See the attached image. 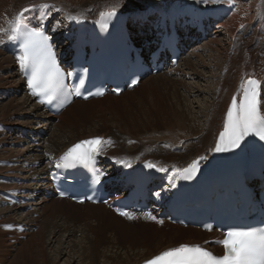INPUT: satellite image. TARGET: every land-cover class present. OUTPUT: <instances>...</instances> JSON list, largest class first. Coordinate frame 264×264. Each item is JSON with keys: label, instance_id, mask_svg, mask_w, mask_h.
Wrapping results in <instances>:
<instances>
[{"label": "bare ground", "instance_id": "6f19581e", "mask_svg": "<svg viewBox=\"0 0 264 264\" xmlns=\"http://www.w3.org/2000/svg\"><path fill=\"white\" fill-rule=\"evenodd\" d=\"M155 1L146 5V9L143 6L141 11H147ZM24 2L0 0V29L5 30L0 31V97L10 90L19 89L22 92V95L12 94L7 103H0V128L8 130L0 131V162L8 161L12 164L0 166V264L9 263L12 251H16L19 245L26 242L23 241L24 236H27L30 241L26 242L25 246L31 247L33 243H36L40 262L46 264L45 244L42 237L45 222L40 225L36 234L29 230L37 226L41 216L44 218L56 216L58 212L55 210L57 208L55 205L63 206L68 211V213L62 211L58 217H64L63 220L67 222L77 219L73 226L61 225L66 234L65 238L71 240L73 235L80 233L77 252L72 241L60 247L58 257L67 255L64 264H140L165 249L180 244L211 242L217 238L219 235L215 232L207 234L196 229L174 226L166 221L162 224L156 223L144 217L141 220L146 225H139L138 229L142 232V236L140 240H137L132 237V232L136 229L134 225L115 216L104 205L94 206L84 203L78 206L67 200L51 197L46 199L44 194L48 191L47 172L56 162L58 155L71 145L82 140L102 137L105 144L100 151V163L105 168L107 177L119 178L130 173L137 163H151L159 168L160 176L156 179L155 186L160 190V196H164L167 178L175 180L181 168L195 160H199L200 164L207 162L211 152L215 151L231 98L236 97L238 102L242 85L250 79L260 82L261 111L264 114V34L258 30L264 24V12L252 8L250 2L237 5L235 0L217 2L210 10L197 11L186 7L184 11H180L187 14L191 10V13L199 14L198 16L189 15L188 20L183 19V21L192 23L195 30L201 32L215 26L216 35L215 32L207 34L206 42L191 49V34L189 35L188 32H192L193 37H197V34L190 28H184L183 35L189 37L186 43L190 44L185 54L187 57L182 58L175 68H169L162 74L151 75L139 81L138 85L130 90L135 93L137 90L144 91L148 87L154 98L158 96L162 101L168 98V102H163L156 110H145L144 115L148 119L146 123H137L132 118L123 119L117 109L110 105L113 101L126 100L129 97L127 92L120 94L119 97L105 95L87 102L73 101L57 118H51L27 96L21 75L17 70V61L8 50L7 40L11 33L6 31L10 27L9 22L18 15L13 16V13L20 10ZM45 2H49L48 10L39 12L36 10L38 8L33 9L40 19L46 16L43 20L49 22L51 33L56 38L62 54L67 49L66 39L73 36L77 27L84 26L83 21L87 23L84 27L88 28V25L93 24L101 14L113 12V10L127 15L132 29L133 24L138 23L135 26L141 35L137 36V40L144 38L149 41L156 32L147 31L146 26L155 25V23L150 21L148 16L142 18L135 16L140 14L141 7L131 2L123 4L114 0L91 7L71 6L69 2L60 3L56 0H44V2L37 0L34 4ZM38 5L42 7L41 4ZM34 6L36 5L29 8ZM232 9L233 13L228 19L224 21L220 18L224 14L227 16ZM162 11H165L163 13L166 15H177L172 8ZM58 13L64 18L63 25L55 22ZM211 13L216 15H210ZM257 18L260 19L258 23H256ZM23 19H26L24 15ZM248 25H252L253 34L250 29L247 31ZM238 31H242L241 36L236 35ZM221 32H223L222 36ZM248 32L249 34L246 35ZM131 33L136 37L135 32ZM199 38L200 34L194 44L200 40ZM253 42H256L255 47L248 46ZM204 57L212 63V69L209 63L208 65L203 63ZM192 58L196 61L193 62ZM198 68L207 70L209 73L207 79L202 76ZM214 70L217 71V75ZM179 75L180 78L177 77ZM182 76L183 78L187 76L188 79H202L206 90L200 89L197 84L194 86L185 82ZM170 84L176 89L171 91L172 100L169 98V92L166 96L164 93L163 95L158 93L159 89L164 90ZM205 95L206 97H203ZM189 96L196 98L194 101V104H197L196 108L182 104V102H188ZM69 114H75L72 121L67 119ZM50 126H53L51 133L42 135L44 129ZM98 129L100 132L97 131ZM193 130H195L194 134ZM130 138L133 139L132 143L129 146L125 145L123 142ZM33 141L38 142L33 143ZM144 142L162 143L163 146L150 151L152 146L149 148ZM244 142L247 146L246 141ZM143 144L146 150L142 152L143 149L139 148H144ZM47 160L49 162H46ZM114 162L117 163L115 166H113ZM108 163L110 165H107ZM161 168L166 170L161 171ZM9 178L14 182L7 184ZM38 196V201H35V197ZM55 225L52 228V234L59 232L57 229L60 228H58L60 224ZM139 232L138 234L141 235ZM211 248L215 249L213 246ZM22 249L19 251L21 252ZM21 259L17 255L9 264H18ZM32 263L38 264L36 259Z\"/></svg>", "mask_w": 264, "mask_h": 264}, {"label": "snow or ice", "instance_id": "6c2138e0", "mask_svg": "<svg viewBox=\"0 0 264 264\" xmlns=\"http://www.w3.org/2000/svg\"><path fill=\"white\" fill-rule=\"evenodd\" d=\"M109 15H114V10ZM45 18L46 16L41 17L40 26L29 28L21 13L9 22L10 27L6 31L11 33L8 35L9 40L19 41L17 61L22 70L30 69L27 83L31 94L41 97V103H50L62 82L63 72L56 62V54L49 42L51 37L43 28L42 22ZM0 31L5 30L0 29ZM96 94L103 95L102 92ZM260 95L259 81L250 79L246 85H242V96L239 102L236 97L232 99L227 112L225 131L220 134L219 142L215 147L216 152L239 148L244 139L250 135L264 141V114L261 111ZM104 143L101 137L80 141L69 148L62 159L70 160L72 165L94 163ZM66 166L71 165L66 163ZM148 166L155 167L151 164ZM199 167V160L193 161L188 167L182 169L183 178L191 180L199 171ZM120 214L127 216L128 219H134V216L128 212ZM145 218L156 220V217L150 213H146ZM157 222L163 223V221ZM217 243L222 245V255L214 254L202 245L180 244L161 251L146 260L144 264H264V228L231 227Z\"/></svg>", "mask_w": 264, "mask_h": 264}, {"label": "rangeland", "instance_id": "374dc122", "mask_svg": "<svg viewBox=\"0 0 264 264\" xmlns=\"http://www.w3.org/2000/svg\"><path fill=\"white\" fill-rule=\"evenodd\" d=\"M15 1H17V2H24V3H22V5H21V9L20 10H18L16 13L14 12L13 13V16H16L17 14H19L20 13V11H22V10H25V9H27V8H29L30 6H32V5H36V6H39L38 4H41L42 6L43 5H45L43 8L44 9H36V10H38L39 12H41V11H43V10H46L45 9V7H49V5H48V3L49 2H45V3H38V4H34L37 0H15ZM53 1H55V0H53ZM56 1H60V3L61 2H64V3H66V2H69V4L72 6H76V5H78V6H89V7H91V6H93V5H95V4H99V3H102V2H106V1H114V0H56ZM115 1H119V3H123V4H125V3H129V2H131V3H134V4H136V5H138V6H140L141 8H140V10L139 11H141L143 8V6L145 7L144 9H146V5H148V4H150V3H153L155 0H115ZM159 1H162V2H172V3H178L179 1H181V2H184L185 4H188V5H195V3H196V0H156L155 1V3H157V2H159ZM217 1H220V0H208V4H207V6H209V7H212V5H214V3L215 2H217ZM231 1H233V0H231ZM43 2H44V0H43ZM181 2H179V5L180 6H182L183 4H180ZM235 2L237 3V5L238 4H242V3H249L250 2V6L252 7V8H255V9H257V10H259V11H263L264 12V5H263V2H264V0H235ZM252 2V3H251ZM171 3V4H172ZM29 4H31V5H29ZM163 5H165V6H167L168 5V3H163ZM178 5V7H180ZM262 7V8H261ZM186 8V7H185ZM48 10V9H47ZM53 10V9H52ZM8 13H9V10H8ZM25 13H28V12H25ZM233 13V9L232 10H229V14L226 16L225 14L224 15H222L220 18L221 19H223L224 21L226 20V19H228L229 18V15L230 14H232ZM6 15L7 13H3V15ZM258 14H259V12H258ZM8 15V14H7ZM258 20H260L259 18H257L256 19V23H258ZM57 21H59L58 23H57ZM55 22H56V24H58V25H63L64 24V18L62 17V14H60V13H58L57 14V16L55 17ZM214 22V21H213ZM255 23V24H256ZM147 26H149V25H147ZM146 26V27H147ZM148 28V27H147ZM246 28H248L247 29V31L250 29V32H251V34H253V30H252V25H248ZM57 30H59L58 28H57ZM146 30V29H145ZM150 30H152V29H150ZM259 31L261 30V32L264 34V24L262 25V26H260L259 27V29H258ZM147 31H148V29H147ZM242 31H245L244 29H242ZM242 31H238V32H236V35L237 36H241L242 35ZM150 32V31H149ZM212 32H215L214 34L216 35V29H215V26H211L210 27V29L208 30V32H207V34H210V33H212ZM189 33V35L191 34V38L193 37L192 36V32H188ZM249 34V32L248 33H246V35H248ZM188 35V36H189ZM220 35L222 36L223 35V32H221L220 33ZM189 38V37H188ZM196 38H198V35H197V37ZM223 38H225V37H223ZM208 39H206V40H203V41H200V40H198L199 42L198 43H196V44H194V43H192V44H194V45H192L191 44V49H194V47H198V46H200L203 42H206ZM188 41V40H187ZM248 46H250L251 48L252 47H255L256 46V42H253L252 44L250 43V44H248ZM195 54H197V52H195ZM187 57V55L185 56V58ZM193 62H195L196 60H195V58H192L191 59ZM203 63H205L206 65H208V63H209V66H211L212 65V63L211 62H209L208 60H206V58L204 57L203 58ZM213 66V65H212ZM211 66V68L210 69H212L213 67ZM198 71H200V73L202 74V76L203 77H205V79H207L208 78V76H209V73L207 72V70H203V69H201V68H198ZM202 71V72H201ZM211 71V70H210ZM163 72H166V71H163ZM163 72H161V74L163 73ZM214 73H215V75H217V71H215L214 70ZM221 74V73H220ZM178 78H180V75L179 76H177ZM182 78H183V76H182ZM183 80L185 81V82H187V83H191V84H193L194 86H196L195 84H197V86L200 88V89H202V90H206V87H205V84L202 82V79H200V80H197V79H188L187 78V76L186 77H184L183 78ZM166 90V91H165ZM174 90H176L175 88H174V86L172 85V84H170V85H168L167 86V88H165L164 90L163 89H159V94L161 93L162 95H163V93H164V95L166 96V94H168V92L170 93V94H168L170 97L169 98H171V96L173 95L172 94V92L174 91ZM172 91V92H171ZM13 92V93H12ZM21 91L19 90V89H15L14 91H12V90H10L9 92H6L2 97H0V103L1 104H3V103H7L8 101H9V97L12 95V94H18L19 93V95H22V92L20 93ZM128 94H129V97L126 99V100H123V101H117V102H112V104H110V105H113L116 109H117V111H118V114L119 115H121V117L123 118V119H125V120H127V119H133V120H135L137 123H146L147 121H148V119H147V117H145V110H147V109H150V110H156V108H159V106L161 105V104H163V102H168V98L167 99H165L164 101H162L161 99H159L158 98V96L157 97H153L152 96V94H151V91L149 90V88L147 87L144 91H139V90H137V92H135V93H132V92H130V91H126ZM139 92V93H138ZM8 93V94H7ZM125 93V92H124ZM161 95V96H162ZM162 97H164V96H162ZM187 97V96H186ZM203 97H206V95L205 96H203ZM3 98V100H1ZM147 98H148V102H150V104L147 102ZM188 102L186 103H184V102H182V104L183 105H185V106H188V107H190V108H193V107H197L196 105V103L194 104V101H196V98L195 97H193V96H189L188 98ZM171 100H172V98H171ZM153 101V102H152ZM159 101V102H158ZM134 102V103H133ZM152 102V103H151ZM157 102V103H156ZM160 102H162V103H160ZM133 103V105H129V104H132ZM143 103V104H142ZM157 104V105H156ZM154 107L153 109H152V106ZM156 105V106H155ZM148 106H150V107H148ZM75 114H69L68 115V117H67V119L68 120H70V121H72L73 119H74V116ZM51 117V116H50ZM51 118H54V117H51ZM147 119V120H146ZM52 127L53 126H50L49 128H45L44 129V132H42V135H44V136H46V135H48L49 133H51V129H52ZM6 130V131H5ZM0 131H5V132H7L8 130L6 129V128H0ZM97 131H99L100 132V130L98 129ZM194 132H195V130H193V134H194ZM124 139V138H123ZM122 139V142L125 140H123ZM132 141H133V139L132 138H130V139H128L127 141H124L123 143L125 144V145H130L131 143H132ZM28 142H31V141H29L28 140ZM38 141H33V143H37ZM144 143H146V145L147 146H149V148L151 147V149H150V151H154V149L155 148H160V147H162L163 146V144L162 143H149V142H144ZM144 145V148L143 147H140L139 149L140 150H142V152L144 151V150H146V146H145V144H143ZM155 146V147H154ZM159 146V147H158ZM6 147V146H5ZM19 147V146H18ZM43 163H44V160H43ZM43 163H41V165H43ZM11 166L12 164H10L8 161H3V162H0V166ZM40 164H39V166H41ZM8 182V183H7ZM7 184H10V183H12V182H14V181H10V178L7 180ZM47 197H51V198H53L52 196H46L45 198L47 199ZM38 198H39V196L38 197H35V201H38ZM1 203V202H0ZM55 206H57V208L55 209L56 210V212H58V214H56V216L54 215L53 217H49V218H47V217H43V216H41V219H39L38 220V224H37V226H35L34 228H32V229H30L29 230V232H33L34 234H36V231L39 229V227H40V225H43V223L45 222V224H44V226H45V230L43 231V233H42V237H43V244H45L44 245V251H45V257H46V264L48 263V264H64L65 263V260H67V255L66 256H63L62 258H59L58 257V251L60 250V247L63 245V246H66L67 245V243H70L71 241H72V243L76 246V248H75V251L77 252L78 251V249H79V244H80V233L78 232V233H76V235H73V237L71 238V240H69V239H66L65 237H66V234H64V231H63V229L61 228V225L63 224L64 226H66V227H69V226H73L75 223H76V221H77V219L75 220V219H73L72 221H68L67 222V220L65 221V220H63V218L64 217H58V215H60V213L63 211V212H66V213H68V211L67 210H65V208L63 207V206H58V205H55ZM20 213H22V212H20ZM67 215H69V214H67ZM48 219V220H47ZM52 219V220H51ZM47 221V223H46V221ZM54 221V222H53ZM65 223V224H64ZM59 225L60 224V226H58V228L60 229H57V231H59V232H57V233H55V234H52V231H53V227H54V225ZM131 224H133L134 225V227L136 228V229H138V227H139V225H146V223H144L143 222V220H137V221H135V222H133V223H131ZM55 225V226H56ZM134 228V229H135ZM134 230L133 232H132V237L133 238H135V239H137V240H140L141 238V236H142V232H139L140 230L138 229V230ZM62 231V232H61ZM147 232H148V230H146ZM45 232V233H44ZM138 232L139 233H141V235L140 234H138ZM19 233H21L20 231H19ZM65 239H66V241H65ZM26 241V242H30L29 241V238L27 237V236H24L23 237V241ZM52 241V242H51ZM24 243V244H22V245H19L18 246V249L15 251H12V254L10 255V258H9V263H10V261H12V259L16 256L17 257V255L20 257V261H19V263L18 264H33L32 262L33 261H35V259H36V262L38 263V264H41V262H40V256H39V253H38V247H37V244L36 243H33V246H31V247H29L28 245H27V247L25 246L27 243ZM76 242V243H75ZM78 243V244H77ZM25 246V247H24ZM21 248H23L22 249V251L20 252L19 250L21 249ZM17 252V253H16ZM33 252V253H32ZM33 254V255H32ZM79 254V253H78ZM23 255V256H22ZM34 259V260H33ZM31 260V261H30ZM9 263H6V264H9ZM74 264H77V263H74Z\"/></svg>", "mask_w": 264, "mask_h": 264}]
</instances>
